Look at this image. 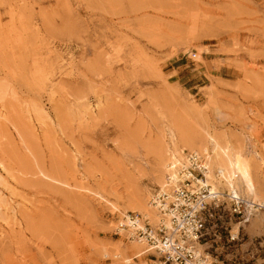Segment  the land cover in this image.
<instances>
[{
    "label": "rangeland",
    "instance_id": "obj_1",
    "mask_svg": "<svg viewBox=\"0 0 264 264\" xmlns=\"http://www.w3.org/2000/svg\"><path fill=\"white\" fill-rule=\"evenodd\" d=\"M171 133L240 157L264 202V0H0V264H144L113 232ZM256 208L228 264H264Z\"/></svg>",
    "mask_w": 264,
    "mask_h": 264
},
{
    "label": "built area",
    "instance_id": "obj_2",
    "mask_svg": "<svg viewBox=\"0 0 264 264\" xmlns=\"http://www.w3.org/2000/svg\"><path fill=\"white\" fill-rule=\"evenodd\" d=\"M184 156L186 165L166 176L168 191L157 190L150 199L157 221L128 211L113 235L151 248L145 264H228L222 250L237 255L240 233L232 229L244 219L246 200L205 183L207 167L201 154L186 150ZM257 206L264 210V203ZM258 243L263 246L264 239Z\"/></svg>",
    "mask_w": 264,
    "mask_h": 264
},
{
    "label": "bare ground",
    "instance_id": "obj_3",
    "mask_svg": "<svg viewBox=\"0 0 264 264\" xmlns=\"http://www.w3.org/2000/svg\"><path fill=\"white\" fill-rule=\"evenodd\" d=\"M169 140H170L169 142L171 143L170 146L166 145L165 147H163L159 155V165L161 168H163L164 176L163 174H159L158 177L154 181L155 186L160 191H163V190L168 191L169 189L168 188L169 185L166 181L167 174L175 175L177 171H179L180 167L186 165L185 156L183 158L182 154L184 151L187 150V147L185 145L180 144V141L177 139L174 133H171ZM201 145L209 147V150L203 147L202 150H204V152H202V156H203V159L206 165V155H207L208 170H209L210 176L212 173L210 169L212 168L217 169L216 173L218 176L215 179L213 178L214 187L211 185V183L208 182L207 175H209V173H206L207 171L205 172V177H206L205 183L211 185V189L216 190L217 188V189H221L222 192L228 195H235L238 197H243L246 200V205L251 208H254L257 205H261L264 203V202L250 203V200L244 197V196H247V197H251L257 200L260 194L256 190L254 183L249 179L248 176H246V172H245L246 164L243 160H241L240 157H237V156L232 157L229 151L226 148L219 145L211 136L205 137L204 139H202L201 142H197V143L192 142L191 147L194 148V147H198ZM239 194H242L244 196L239 195ZM147 200H148V196L143 197L141 201L138 202V206L131 209V211H135V212L139 211V213L143 214V216H147L150 222L154 223L158 219V216L156 214L157 212L154 210L151 203H149V200L148 201ZM1 208L2 210L5 211L7 209L6 203ZM256 209H260V208L258 207ZM126 212L127 211L120 210L119 214L126 215ZM121 221L122 220H120V222ZM122 231L123 230H119L121 234H123ZM127 240H129L130 243L132 244L136 243L137 246H134V249L139 253V255L152 252V249L147 247L143 242H139L133 239H127ZM143 245L145 246V248H147L146 250H142L141 247H144Z\"/></svg>",
    "mask_w": 264,
    "mask_h": 264
}]
</instances>
